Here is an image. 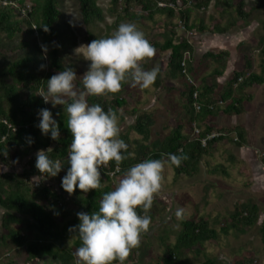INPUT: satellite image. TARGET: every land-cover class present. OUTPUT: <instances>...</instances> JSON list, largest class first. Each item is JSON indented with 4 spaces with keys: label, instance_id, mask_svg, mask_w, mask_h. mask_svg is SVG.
Masks as SVG:
<instances>
[{
    "label": "rangeland",
    "instance_id": "374dc122",
    "mask_svg": "<svg viewBox=\"0 0 264 264\" xmlns=\"http://www.w3.org/2000/svg\"><path fill=\"white\" fill-rule=\"evenodd\" d=\"M93 1L102 19L85 26L81 22L76 0H56L59 15L54 25L57 35L54 40H43L37 33L31 37H26L23 32L12 36L0 33V106L3 109H8L10 105L1 87L12 85L16 89L13 79L4 75L3 71L16 59L29 57L33 60L28 66L29 70L45 73L49 69L48 53L54 47L58 51L61 66L75 70L77 78L74 84L77 89H82V76L90 61L82 56V49L76 48L89 42L88 34L93 39L110 35L121 22L135 23L152 46L161 44L173 34L175 43L186 41L192 51L190 56L185 55L190 65L185 77L168 70V51L154 47L155 54L141 61L146 69L159 65L160 71L150 86L141 88L126 80L118 91L99 95L110 108L115 98L123 102L114 111L118 115L120 138L128 145L126 158L122 161L128 163L140 158L141 152H158L156 143L176 126H180L183 135L190 137V119L193 115L185 99L189 85L210 88L206 98L217 99L226 90L233 72L246 69L245 65L248 66L247 73L257 74L260 70L263 58L260 49L264 47V33L261 29L264 0H241V11L245 13L246 19H241L233 6L225 8L213 0L203 10L192 5L187 12L188 23H202L208 27L206 33L185 30L177 17L169 18L155 12L147 17L139 7L132 8L133 17L117 22L109 13L110 0ZM232 1L233 5L237 2ZM25 3L31 5L29 0H25ZM25 3L22 7H25ZM19 17L22 15L17 11L14 18ZM249 17L257 25L248 23ZM215 27L226 28L227 31L222 35L214 34L212 32ZM22 42L27 43L25 48L20 47ZM42 44L47 47L46 55L42 51ZM220 49L232 53L236 51L238 56L233 57L235 71L224 73L227 55L217 60L203 58L205 52L216 54ZM242 53L246 61H241ZM41 64L45 65L42 69L39 67ZM17 93L20 98L27 95L24 90H17ZM40 94L41 91L36 97L42 99L51 111L63 110L65 107L53 106L51 101L45 102ZM244 94L250 100L244 104L241 115L232 117L218 110L204 121H195L197 129L210 128L226 136L209 147L191 176L176 174L168 163L165 164L162 169V187L153 195L151 207L147 210L138 207L140 214L151 217L149 230L141 234L139 244L131 249L125 260L136 264L160 263L165 256V247L174 245L180 233V221H196L203 217L209 228L216 231V239L182 249L178 264H235L245 259H251L253 264H264V244L261 238V228L264 227V167L261 165L264 156V84L253 85ZM135 122L142 126L143 134L136 129ZM233 137L236 141L232 140ZM240 144L245 146L242 152L239 151ZM160 159L166 160L163 155ZM11 163V169L15 171L25 169L23 162ZM9 166L4 168L0 163V173L10 170ZM121 177L112 180V188ZM241 206L255 207L256 220L253 225L242 227L232 220V214ZM178 207L184 209L181 217L175 215ZM68 208L73 213V207ZM57 221L60 225L63 223ZM27 223L26 218L14 213L4 214L0 207V264H44L42 260H28L29 254L11 239L9 230L21 229ZM27 238L32 239V233ZM71 241V238L65 239L64 245L71 255L68 264H75L76 249Z\"/></svg>",
    "mask_w": 264,
    "mask_h": 264
},
{
    "label": "trees",
    "instance_id": "16d2710c",
    "mask_svg": "<svg viewBox=\"0 0 264 264\" xmlns=\"http://www.w3.org/2000/svg\"><path fill=\"white\" fill-rule=\"evenodd\" d=\"M4 5L0 4V33L9 36L24 33L26 37H31L33 33H37L43 40H54L57 35L54 25L57 21L59 12L57 10L56 0H29L31 5L24 16L17 19L14 15L19 8H22L25 0H4ZM156 1L173 3L175 9L168 7L159 8ZM212 0H110L109 13L115 17V21H121L124 18L133 17L132 8L139 7L146 13L147 17L155 12L165 14L169 18L177 17L185 30L190 32L206 33L208 27L202 23H188L187 12L193 5L198 10H203ZM215 4L222 5L225 8H232L241 18H246L245 13L241 11V0H237L233 5L232 0H213ZM79 8L81 22L85 26L92 25L96 21L102 19L101 12L94 4L93 0H76ZM16 6V7H15ZM47 27V31L44 28ZM264 32V21L261 25ZM226 28L215 27L212 33L223 34ZM173 34L165 39L161 44H155L153 47L160 51H168L167 67L170 72L180 77H185L189 65L191 48L186 41L175 43L172 38ZM88 41L93 38L88 34ZM26 42H22L20 47L25 48ZM263 57L261 67L257 74L247 73L248 68L234 72L231 80L226 85V90L217 99L206 98L210 88L197 87L189 85L186 91L187 107L192 113L190 119L191 130L195 126V121H204L205 118L212 117L218 110L224 115L239 116L243 113L244 104L250 100L244 92L253 85L264 84V47L260 49ZM227 55L226 51H219L212 54L209 51L203 54V58L217 60L220 56ZM183 62V67L180 63ZM33 63L29 57H22L10 63L3 71V74L13 79L16 89L12 85H3L1 92L9 103L8 109L0 106V163L4 168L9 166L10 170L0 173V207L4 210V214L14 213L18 217L28 220L25 227L16 230H9L11 239L17 246H22L29 254L30 259L41 261L44 264L55 262L56 264H68L71 260L69 250L64 245V240L71 238L72 246L77 249L81 241L74 231H70V226L79 223L76 215L79 211L92 212L98 210L99 201L102 194L112 190V180L123 175L125 170L132 164L144 159H160L163 155L167 159L168 153H175L182 157L179 166L170 165L176 174L185 176L193 175L198 163L211 145L223 139L219 136L206 143L201 147L198 140L185 136L181 132L180 126L172 129L161 141L156 143L158 152H141L140 158L133 159L128 163L124 161L116 162L108 161L101 168L100 179L102 186L96 189H90L86 193L80 189H75L71 194L61 187V177L65 175L67 170L66 157L69 151L68 146L71 143L72 135L67 129V113L63 110H52L53 117L58 121L60 127V136L53 140L49 135H42L36 126L35 115L41 108L46 106L42 99L36 97V94L42 89H46L47 79L55 72L62 70L59 62V54L56 48L52 47L48 53V71L45 73H37L30 71L28 66ZM182 70L184 73H182ZM218 74V73H217ZM241 81L237 82V79ZM235 85V88H232ZM17 90H24L27 95L20 98ZM196 92L195 101L199 104L200 109L194 112L192 108V92ZM89 103H99L105 110L110 108L101 96H88ZM220 102V103H218ZM113 110L123 105L121 100L113 99ZM211 107L210 109L208 107ZM7 125L15 128L14 131L7 128ZM137 130L143 134L142 126L135 122ZM197 128V127H196ZM199 137H203L207 133L213 132L210 128L199 129ZM28 138L32 139V143H28ZM243 144L238 145L242 147ZM51 147L49 156L52 159H60L64 162V166L60 172L52 177L44 178L35 168L36 152L39 149H47ZM28 158V160H25ZM16 162L25 164V169L15 171L12 163ZM261 165L264 167V156L261 159ZM118 168V172L109 177L108 173ZM38 182L34 186V182ZM73 207V213L68 208ZM138 213L140 210L137 208ZM57 220L63 223L58 224ZM232 220L242 227L253 225L256 220V210L253 206H241L232 214ZM180 233L172 246L165 247V256L160 263L155 264H178L179 254L184 248H191L197 244L216 239L217 233L209 228L205 218L200 217L198 220L180 221ZM32 233L33 238L28 239L27 235ZM261 238L264 244V227L261 228ZM46 258L47 261H43ZM251 259H245L235 264H253ZM111 264H136L125 259L122 261L114 259Z\"/></svg>",
    "mask_w": 264,
    "mask_h": 264
},
{
    "label": "clouds",
    "instance_id": "9594fccd",
    "mask_svg": "<svg viewBox=\"0 0 264 264\" xmlns=\"http://www.w3.org/2000/svg\"><path fill=\"white\" fill-rule=\"evenodd\" d=\"M47 31V27L44 28ZM46 55V45H41ZM82 56L90 61L82 76V89L74 84L77 76L72 67L65 66L47 79L41 90L45 102L63 105L67 113V129L72 139L68 146L65 175L61 187L71 194L75 189L87 192L102 186L100 166L110 160L126 158L128 145L120 138L118 115L112 108L105 110L99 103H89L88 96L118 91L122 82L130 80L141 88L150 86L160 71L159 65L149 69L141 61L155 54V48L135 23L121 22L110 35L81 44ZM41 69L44 64L39 66ZM37 127L42 135L56 140L60 136L58 121L49 108L37 113ZM33 141L28 138V143ZM51 147L36 152L35 168L40 176H56L64 162L49 156ZM182 157L168 153L167 159H144L129 166L119 182L102 194L98 210L76 213L79 223L70 226L81 241L75 251V264H111L123 260L140 242L142 233L150 227L151 217L140 214L138 207H151L153 195L162 187V169L165 164L179 166ZM184 209L178 207L177 217Z\"/></svg>",
    "mask_w": 264,
    "mask_h": 264
},
{
    "label": "built area",
    "instance_id": "2783aa9c",
    "mask_svg": "<svg viewBox=\"0 0 264 264\" xmlns=\"http://www.w3.org/2000/svg\"><path fill=\"white\" fill-rule=\"evenodd\" d=\"M6 2L5 1H2L0 2V4L4 5ZM156 6L159 7V8H163V7H168V8H171V9H175V6L173 3H166V2H163V1H156ZM16 7V6H15ZM28 9V4L25 3V7H22V8H19V11H20V15L24 16V14L26 13ZM181 67H183V62L180 63ZM182 73H184V71L182 70ZM186 76V75H185ZM189 82L190 80L187 79ZM241 81V78H238L237 79V82H240ZM195 86V85H194ZM191 97H192V108L194 110V112H198L199 109H200V106L199 104L195 101V98H196V92L193 91L192 94H191ZM220 103V102H218ZM209 109L211 108L210 106L208 107ZM38 120H39V117L38 115L36 114L35 115V121L36 123H38ZM7 128L11 129L12 131L15 130V128L11 127L10 125H7ZM199 134H200V131L199 129H197L196 127H193L192 130H191V137L198 140L199 144L201 147H204L206 145V143L212 139H215L219 136H226L224 133H216V132H210V133H207L206 135H204L203 137H199ZM233 141H236V138L233 137L232 138ZM104 165H101L100 166V170L101 168L103 167ZM118 172V168L115 167L113 171L109 172L108 175L109 177H112L114 176L116 173ZM34 186H37L38 185V182H34L33 183Z\"/></svg>",
    "mask_w": 264,
    "mask_h": 264
},
{
    "label": "crops",
    "instance_id": "0c3cea01",
    "mask_svg": "<svg viewBox=\"0 0 264 264\" xmlns=\"http://www.w3.org/2000/svg\"><path fill=\"white\" fill-rule=\"evenodd\" d=\"M247 18V17H246ZM246 18H244V19H246ZM252 18H250L249 17V19H248V23H252V24H256V21H254V22H252V20H251ZM257 25V24H256ZM264 33V32H263ZM223 34H225V33H223ZM220 35H222V34H220ZM222 49H220L219 51H221ZM222 51H224V50H222ZM226 51V53H227V61H226V63H225V66H224V73H228V72H233V71H235V68H234V63H233V61H234V59H233V57L235 56V57H237L238 55H237V53H236V51H234L233 53L231 52V51H228V50H225ZM246 57H245V55H243V53L242 54H240V59H241V61H246V59H245ZM240 70V69H239ZM234 73V72H233ZM245 146H242V147H240L239 149V151L240 152H242L245 148H244ZM262 167V166H261Z\"/></svg>",
    "mask_w": 264,
    "mask_h": 264
}]
</instances>
